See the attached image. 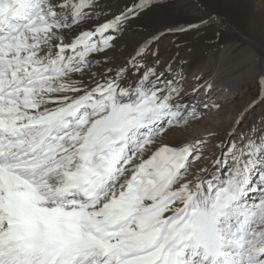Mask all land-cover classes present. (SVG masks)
<instances>
[{"label":"snow or ice","instance_id":"1","mask_svg":"<svg viewBox=\"0 0 264 264\" xmlns=\"http://www.w3.org/2000/svg\"><path fill=\"white\" fill-rule=\"evenodd\" d=\"M111 3L0 0V264H264V129L196 166L160 37L122 50L156 0Z\"/></svg>","mask_w":264,"mask_h":264},{"label":"bare ground","instance_id":"2","mask_svg":"<svg viewBox=\"0 0 264 264\" xmlns=\"http://www.w3.org/2000/svg\"><path fill=\"white\" fill-rule=\"evenodd\" d=\"M193 1L198 6V9H195L189 6L188 4L179 6L180 9L188 7L187 9L191 10V15L199 19L201 17L206 18L208 17L209 13H212L217 18L213 21H209L207 26H215L216 28L209 27V29L207 28V31L200 33L199 30L203 27H206L202 26L197 31L186 32V40H189L190 44L189 46L187 45L184 47L183 53L181 54L180 63H175V61L167 59L165 55L162 57L163 61H168L169 66L173 70L180 69V73H176L175 76L183 75L184 77L183 81L180 82L182 87L184 88L183 93L181 97L176 98L178 101L181 102H183L182 100L184 96L188 98V102L184 107L183 114L188 115L189 111L192 109H195L196 114H198L199 110H201V114L204 115V118L203 115L200 119H193L190 117L188 123L180 127L176 132H173L169 139H172L174 135L176 138L179 133L184 129H187L190 123L192 122H194V124L195 122H200L202 124L203 122H207L206 118H208V116L206 114L213 106L212 102H214V99L211 101L212 98L209 99V97L216 91L217 96H221V94H223V91L227 88V83H230L229 87H233L234 89H236L235 87L239 83L243 82L246 85L255 82L250 79L253 70H258V68H256V65L254 64L253 58L259 57L261 54L264 53V0H261V3L258 4L255 3V0ZM204 1H206L207 4L209 2L210 6H214L215 12L211 11V9L204 7V5L202 4V2ZM165 2L167 3L166 5L171 2V4L173 3L175 4V6H177V2L180 3L182 1L165 0ZM238 2L241 6L240 9L237 8ZM163 10L164 8L162 6L160 8H158L157 6L151 11L147 10L143 12L138 19H135L133 21V24L139 27L149 28L153 26L150 31L146 32L143 35V37L148 36L151 33H156L160 38H162L163 36H165L164 33L166 35L173 33L168 31L169 28L186 24L179 23L180 25H170L169 21L158 22V18H155V16L160 14V11ZM229 17L240 18L241 21L239 22H241L242 25H237L235 22L229 21ZM222 30L224 31V33L220 32ZM228 33L235 36V39H224L223 35ZM182 41L183 37L181 38V40H176L177 45L180 44ZM123 46H125V44L123 45L122 43V48ZM224 60H227V65L222 67L221 61ZM161 66L163 67V64ZM170 73H166V76H168ZM205 75H207L206 78L202 80V77ZM168 77L171 79V76ZM216 79H218V82L216 81ZM207 84H212L213 88L211 90H206ZM193 88H195L196 91H193ZM217 98L219 99V97ZM258 100L259 96L257 93L256 101ZM261 104L262 103L257 102L256 106ZM203 105L205 106L204 108L202 107ZM249 112L250 110L245 112L243 116H247ZM238 116L239 115H235V117Z\"/></svg>","mask_w":264,"mask_h":264},{"label":"rangeland","instance_id":"3","mask_svg":"<svg viewBox=\"0 0 264 264\" xmlns=\"http://www.w3.org/2000/svg\"><path fill=\"white\" fill-rule=\"evenodd\" d=\"M181 1L182 2L180 3L177 2V6H175V4L172 3L173 4L172 5L171 2H169L168 5H166L167 3L165 2V0H156L155 6L151 7L149 10L151 11L157 6L158 8L162 6L164 10L160 11V14L156 15L155 18H158L157 19L158 22H165V21L168 22L169 21L170 25L179 24V23L181 24V23H188V22H196L200 20L199 18L191 15V10L187 9L188 7L187 8L185 7L186 9L185 8L180 9L179 7V6H183L184 4L185 5L188 4L189 6L195 9H198V6L196 5L195 2L193 0H181ZM132 3H134V0H112L110 7L112 9V12L116 13V12L121 11L125 6L131 5ZM255 3L257 4L261 3V0H255ZM202 4L204 5V7L211 9V11L215 12L214 6H210L209 2L207 4V2L204 1L202 2ZM237 8L238 9L241 8L239 2L237 3ZM207 19L208 17L205 18V20ZM228 19L229 21L235 22L237 25H242V23L239 22L241 20L238 17H229ZM134 20H132L131 22L132 24L130 23L128 25V31L122 34L123 40L121 43H123V45L125 44L126 48L128 47L127 49L128 51H130L129 49L132 48V46L135 44L136 41L142 39L143 35L146 32L150 31L153 27L151 26L149 28H145V27L136 26L133 24ZM209 27L216 28L215 26H206V27L201 28L199 32L203 33L207 31ZM220 32L224 33L223 30ZM164 35L165 36L160 38L158 43L155 45L156 48L158 47V49H160L161 60L163 61L162 56L165 55L167 59L171 58L169 60L171 61L173 60L175 61V63H180V58H181V54L183 53L184 47L187 45L189 46L190 44L189 40L188 41L186 40L187 33L175 32V33L167 34V35L164 33ZM182 37H183V41L177 45L176 40L178 39L181 40ZM223 38L226 40H231V39H235V36L228 33V34H224ZM125 46H123V48ZM176 73L177 74L180 73V69L179 70L174 69L168 76H171L172 78L176 75ZM206 76L207 75L203 76L202 80H204ZM216 81L218 82V79H216ZM244 85L245 83L243 82L239 83L236 85L235 87L236 89H234L233 87H229L230 83H227V88L223 91V94L220 93L221 96L220 95L217 96L216 94L217 91L214 92L209 97V99L212 98L211 101L214 99V102H212L213 106L210 108L209 112L206 114L208 116V118H206L207 122H203V124L200 122H195L194 124V122H192L189 125L190 127L188 126L187 129H184L183 131H181L176 138L174 135L172 139H170L173 143H180V142L195 143L197 140L201 142L199 151L202 154L203 164H201L200 161H196V166L208 165L212 159H214L215 157L219 155L222 149H226V145L230 143L231 140H235L238 135L247 132L250 126L255 127V128L264 129V103H262L261 105H257V106L255 104L254 107L251 106L252 102L254 100L256 101V95L258 93L257 85L255 82L246 84L245 86ZM217 97H219V99ZM182 101H183L182 102V105H183L182 112H183L184 107L188 102V98L184 96ZM216 105H220V107H216ZM202 107L204 108L205 106L203 105ZM249 110L250 112L247 114V116H243L244 113ZM202 115L203 114H201V110H199V113L196 115V118L200 119L202 118ZM235 115H239V116L235 117ZM203 118H204V115H203ZM227 133L232 134L231 140L227 138L226 136Z\"/></svg>","mask_w":264,"mask_h":264}]
</instances>
